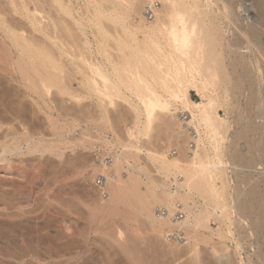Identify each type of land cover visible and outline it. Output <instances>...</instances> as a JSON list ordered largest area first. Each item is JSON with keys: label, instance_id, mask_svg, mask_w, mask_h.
<instances>
[{"label": "rangeland", "instance_id": "rangeland-1", "mask_svg": "<svg viewBox=\"0 0 264 264\" xmlns=\"http://www.w3.org/2000/svg\"><path fill=\"white\" fill-rule=\"evenodd\" d=\"M62 1L64 4H61L67 7L68 11L55 0H0V116H4L0 117V146L19 144L20 148H23L19 154L12 153L5 161L4 159L3 162L0 161V264H242V258L247 264H262L255 260L254 248L251 249L250 241L247 240L245 234L242 235L246 238L245 240L243 237H237L243 234L242 229H239L242 225L234 226L237 224L235 220L237 217L233 215L235 214L233 210L229 211L231 212L229 220L232 219L229 224L230 226L233 224L231 228L234 234H237L236 236L227 234L229 230L224 225L226 233L224 238L217 235L214 237L210 231H206L207 235H211L212 241L201 242L198 248L193 249L188 245L185 237L182 241L169 242L166 240L165 233L169 231V228H165L162 234L156 231L147 218L139 213L140 209L137 208L138 205L132 197L129 199L133 200L128 199V203L126 202L129 206L125 203L126 205L117 207L120 209L122 207L121 210L116 209L117 213L115 209L113 212L112 208L105 207L111 188L108 187L110 184H107V194L102 195L94 185L96 176L101 174L94 172V168L97 167V170L100 168L98 167L100 163L95 159L96 152L104 153L111 150L117 153L119 146H129L121 150L128 153L126 158L137 167L136 173L142 182H148L150 177L153 178L155 184L166 181L170 183L171 190L175 191L177 185L174 183L173 175L167 179L159 171V163L157 160L155 162L152 156L157 154L168 159L178 157L179 160L185 161L186 156H190L194 149L195 140L193 139L196 130L189 128L185 123L187 113L184 111L182 102L177 103L174 98H170L171 93L166 94V91L161 90V86L157 87L160 92L164 96L166 94L167 100L170 98L173 101L174 105L170 103L169 107L172 106L170 109L176 105L178 111L174 110L175 113L169 114L167 108L161 110L149 131L140 134L138 128L144 122V117L137 113L139 112L138 107L142 110V100L139 101L140 98L133 88L122 85L120 95L117 92L111 99L106 96L102 97L100 89L103 87L100 85H103L101 82L103 78L98 74L99 70L95 64L101 62L100 64L105 63L110 67L113 61H123V58H118L119 54H123L121 56L124 57L140 51V54L144 55L142 51L146 48L145 38L132 26L139 23L140 18L138 16L128 17L125 21L114 19L117 14L113 8L122 6L120 5L122 3L128 4L130 0ZM140 1H144L140 3L144 14V6L149 0ZM157 1L159 5L162 4L161 0ZM220 1L217 0V3L219 2L218 5L221 7H224L222 4L226 3L230 6L234 5L233 8L234 10L237 8L236 13L238 14L241 5L248 7L247 13L240 11V14H243L241 18L249 15L251 19L263 22L258 26H262V31L264 30L263 12L259 11L256 1ZM214 7L217 9L216 6ZM231 8L230 10L234 12ZM146 20L149 21V19ZM243 20L242 22H245ZM235 31V35H238H234L236 39L234 36L231 37L233 44L237 49L242 46L244 52L247 49L246 44L241 43L245 40L239 36L241 34L238 30ZM238 36L242 41L238 39ZM261 36L264 39V34ZM236 41L241 42H239L240 45L237 42L239 47L235 45ZM236 53L238 54V51ZM236 53L233 57L236 60L240 59L236 58L240 57V52V55ZM254 54L256 55H251L252 58L260 55L257 52ZM55 58L60 63L56 62ZM53 60L56 66L59 67L61 64L60 67L64 68L59 67L60 71H52ZM142 70L139 71V76L142 77L137 76L136 79L147 77L146 71ZM105 72L109 73V76L112 75L110 78L115 76L114 79L111 78L113 81L117 80L113 71V73ZM231 72L233 73H231V78L234 77L227 87V92L223 91V86H209V90L206 91L207 95H216L218 98V116L221 118L228 116L229 119H227L230 120V126L224 133L225 140L219 141L220 136L215 137V132L212 130L205 134L209 126L200 121L199 117L196 118L202 138L205 142L207 141L209 160L215 163L214 168L219 169L216 167L218 163L227 165L224 167V172L226 171L228 175V177L225 175V178H227L229 187L226 184L225 189L228 193L224 194L230 198H228L230 201L225 195L224 200L227 199L228 204H233L236 197L234 194L238 188L235 190L234 185L239 187L240 184L239 192H241L246 188L247 181H258L257 179L261 181L264 178V173L253 170L256 169L261 159L264 161V157L259 159V156H262V149L264 150V101L262 102L260 98L252 102L253 104L247 101L250 88L254 89L248 85L252 84V80L245 81V85L243 83L244 87L247 86L245 87L247 92L242 90V85L237 87L241 88L240 90H236L237 88L233 86L238 81L241 71ZM262 74L264 76V71L260 75L264 80ZM54 75L60 79V83L64 84L63 89L69 90L68 94L61 93L63 91L61 84L58 85L59 87L54 84L50 87V91H45L42 79ZM87 78L88 81H86ZM186 78L189 82L181 85V90L184 93L186 91L193 101L200 102V94L194 87L198 78L191 75ZM253 80L255 81V77ZM263 83L264 81L262 86ZM92 84L93 88L90 87ZM127 87L130 89L128 90ZM257 89L260 93V86ZM98 93L101 95H97ZM232 94H237V96ZM170 99L168 101L172 102ZM135 108L138 110L136 111ZM192 110L197 112L196 108L192 107ZM58 123L65 126L67 124L71 131L63 134L65 130L61 128L65 126L59 128L61 125ZM131 129H137L135 136H131ZM29 141L31 144H28ZM218 141L221 142L219 149L215 146ZM34 142V148L37 143H40L35 151ZM48 146H51L50 148L53 146V149L48 150ZM54 149L57 152L53 151ZM238 154L242 156L243 161L240 160L241 157L238 159ZM232 157H236L237 160L235 161L236 158ZM232 159L235 162H229ZM244 160L247 165L251 164L252 171L249 168L245 170ZM229 163L234 164V167L241 164L238 167L242 169L240 168L239 172L235 168L231 172L232 167L230 168ZM128 169V164L125 162L121 171L123 176H126L128 171H132ZM237 171L239 173L245 171L244 174L248 172L251 175L255 172L253 176L256 177L252 176L253 180H249L241 173L238 177L236 175L237 180L234 176L238 173ZM229 175H231L230 178ZM240 176L245 180L239 179ZM220 180L222 179L218 178L217 181L216 178L214 182L221 187L222 181ZM236 182L238 184H235ZM251 182H249L250 185ZM238 193L236 195H239ZM237 222L239 223V220ZM210 224L215 229L218 227V221L211 220ZM235 227L237 228L234 230ZM10 232L13 235V242L10 239L12 236L8 235ZM16 233H19L18 236ZM254 240V238L251 239V244L256 247L258 244L256 245ZM240 241L245 245L243 248L237 247ZM244 241L249 243L251 247L249 250L247 242L244 243ZM261 244H263L262 248ZM259 246L264 251V240ZM252 251L253 254H251ZM248 252L250 257H248Z\"/></svg>", "mask_w": 264, "mask_h": 264}, {"label": "bare ground", "instance_id": "bare-ground-1", "mask_svg": "<svg viewBox=\"0 0 264 264\" xmlns=\"http://www.w3.org/2000/svg\"><path fill=\"white\" fill-rule=\"evenodd\" d=\"M56 1L59 2L58 4H61V3L64 4V2L62 0H55V2ZM230 1H232V0H230ZM230 1H229V3H230ZM254 1H256L255 3L257 4L259 11L261 10L260 12L261 13L263 12L262 15L264 16V2L262 0H254ZM143 2H141L140 0H130V2L128 4L122 3V4H120L122 6H118V7L115 6L113 8L114 9L113 11H115V13L117 14L116 16L114 14L115 20L120 19L122 21H125L128 17L131 18V17H135V16H138L140 18V22L138 21L139 23L133 24L132 26L139 33L143 34V37L145 38L144 41L146 42L145 43L146 48L143 49V51H142V53L144 55L140 54L141 53L140 51L138 53L137 52L132 53L131 55H125L124 57L121 56L123 54H121V55L119 54L118 58H120V57L123 58V61L121 59H119V61L121 60L120 62H114L113 61L112 63H110L111 64L110 67H109V65H107L105 63L100 64L101 62L95 64L99 70V71H97L98 74H100L103 78V81H101V82H103V85H100L103 87L102 89H100L102 97L106 96V97H109L111 99V97L114 96L115 93H117V92H119L118 95H120L122 92V89H121L122 85H126V86H129L130 88L134 89V92L140 98L139 101L142 100V102H141L142 103V105H141L142 110H140V107H138V105H137V107L139 109V112L137 114L138 115L140 114L141 116L143 115V117H144L143 121L144 122L138 128L139 132L137 131V129L136 130L133 129L135 131H133L132 129L130 130L131 136H135L136 131L139 134L142 132L143 133L148 132L152 123L154 122V120L156 119V117L158 116V114L161 110L167 108L170 112L169 114H173V112L175 113L176 111H174V110L178 111V107L176 105L173 106V109H170L172 107V106L169 107L170 103L173 104V101L170 99L171 97L174 98L177 103L179 101L182 102L184 111H186V113H187V116L184 119L185 123L188 125L189 128H192V129L194 128L196 130V133H194L195 135H194V139H193V140H195V146L193 145L194 149L192 150V153L190 156H186L187 158L185 157L186 158L185 161L179 160L178 157L175 159H168V158H165V157L157 155V154L152 156L154 161L155 162L158 161L157 163H159V165H158L159 171L161 173H163L167 179H169V176L173 175L174 183L177 185V188L175 191L171 190L170 185H169L170 183H167L166 181L161 182L159 184H155L153 178L150 177L148 179V182H146V183L144 181L142 182V180L140 179V176H138V174L136 173L137 167L132 165L129 162V160L126 158L128 153L121 150L122 148H126L129 146H126V145L125 146L121 145L122 147L119 146L118 147L119 151H117V153L115 152L116 154H114L115 156H114V159H113L111 164L106 165V166H103V165L98 166L97 165L98 167H100V168H98L99 171L96 169L97 167L94 168V172H100V173L104 174L108 179L107 184H110V186L107 185L109 188H111V190H110L111 192L109 191L110 196L107 199L108 202L106 203L105 207L106 208L108 207L110 209L112 208L111 210L115 209V211L117 213L116 209H120L117 207L119 205H124L126 202L128 203L129 197H132V198H134L135 204L138 205L137 208L140 209L139 210L140 212L139 211L138 212L141 213V215L143 214L147 218V220L150 222V225L156 231L161 233L162 231L165 230V228H169L168 230H171V229L177 227V228L183 230L185 240H187L188 245L193 249L198 248V246L201 242L212 241L211 235L212 236L217 235L220 238L221 237L224 238L226 235L224 228H223L224 225H226V229L228 228V230H229L227 234L230 233L231 235H233L234 232L232 231V228H231V226L233 224H231V226L229 224V222L232 221V219H231V221L229 220L230 219L229 218L230 213H231V212L229 213V211L233 210L235 212V214H233V215H235V217H237V218H235L237 224H235V220H233L234 221L233 223L235 224L234 226L242 225L241 227H239V226L238 227H239V229H242L241 232L243 234H241V236L239 234V236H237V237L242 238L243 237L242 235L245 234V237L247 238L248 241H250V246L252 248L249 247V243L247 241H246L247 243L244 241V243H246V245H248V247L247 246L246 247L248 248V250H249V248H251V249L254 248V254H253V251L251 252V254H253V256H255V258H256L255 260H257V262L259 261L260 263L263 264V262H264V251H262L260 249L259 244L264 240L263 239L264 238V224H263V222H264V178H262L261 181L259 179H257L258 181H253V182L249 181L252 183L251 185L246 180L248 184H247V186L245 185L246 188L243 187L244 190L243 189L241 190L242 193L239 192V190L241 189V187H240L241 185L239 184V187H235V185L233 184L235 190H236V188H238L237 190L239 193L237 192V190L236 191L234 190L235 191L234 196H236L234 198V203L228 204V202L230 201L229 200L230 198L227 195H225L228 193L225 189L227 187L226 184L228 181H226L227 178H225V175H227L226 171L224 172V169H225L224 167H226L227 165L218 163V164H216V167H219V169L214 168L215 163L213 164L212 161L209 160L210 158H209V154H208V150H207V146H206L207 141L205 142L204 139L202 138L200 129L197 125L199 123L196 124V118L199 117L200 121L207 123V125L209 126V127H207V125L205 126V127H207V130H208L207 133L205 131V134H208L209 132L213 131V132H215V137L217 135L220 136L219 141L225 140V136H224L225 134L224 133L227 132L226 129L230 126V120H228L229 119L228 116L226 118L225 117L221 118L218 116V113H217V108L219 106L218 98L216 97V95L215 96L212 94L207 95L206 91L209 90L208 89L209 86H211V87H213V86H216V87L221 86L222 87L223 86V91L227 92V89H228L227 87H228L230 81L233 80L232 78L234 77L233 76L231 78V76H232L231 71H241L240 73L238 72L239 73L238 81H236V83L234 84L235 86H233L235 88L240 87L241 85L243 86V83L247 80H248L247 82H250L249 79L252 80V84L249 83L248 85H251V87L254 89L252 90L250 88V92L247 95V99H248L247 101L252 103V102L258 100L259 98L262 102L264 101V83L262 86V82L264 80L260 76L261 72L263 73V71H264V67H263L264 66V64H263L264 63V39L261 36V34L262 35L264 34L263 33L264 30L262 31V26L261 27L258 26V25H261V23H263V22L260 23V21H258L257 19H251L249 17V15L246 16L245 18H243L244 16L241 18V16L243 14L241 15L240 11H245V13H247V11L249 10L248 7L245 8V7H243V5H241L240 10H239V14H238V13H236L237 8L235 10L233 8L234 5L230 6L228 3H226V4L224 3L225 5L222 4V6H224V7H221L218 5L219 2L217 3V0H161L162 4H160L158 6V8H157L158 10H157L155 18L147 21L146 20L147 18L145 17L143 12L141 11L143 8L140 6V3H143ZM220 2H222V1H220ZM61 6H63V5L61 4ZM214 6H216L217 9H214L215 8ZM230 7H232L231 9H233L234 12L232 10H230ZM64 8L68 11L67 7H64ZM65 9H63V10H65ZM68 13L70 14V11ZM100 15H102V14H100ZM109 17H111V16H109ZM242 19H244L245 22H242ZM263 19H264V17H263ZM145 21H147L148 23ZM57 30H56V32H57ZM125 30H126V28H125ZM235 30H238L239 34H241L239 36H242V39L245 40L242 43L239 41L241 44H244V42L246 44L247 49L244 52L242 50L243 47L242 46H241L242 48L239 47L240 44L238 41L235 42V45L238 42L239 45L238 44L237 45H238L239 49H237V47L234 46V44H233V40L231 37L235 35V32H236ZM57 34H59V33H57ZM237 35L238 34H236L235 36H237ZM235 36H234V39H236ZM239 36H238V39H239ZM242 39H241V41H242ZM85 44L87 45V43H85ZM236 51H238V54H239V52L241 54V55L239 54L240 57H236V58H240L237 60L235 59V57H233L235 55ZM69 52H71V51H69ZM255 52H257L258 54L260 53V55H258L256 58L255 57L252 58V56L256 55V54H254ZM55 54H56V51H55ZM238 54L236 53V55H238ZM248 54H250V56ZM55 57H56V55H55ZM47 58H49V57H47ZM57 58H58V56H57ZM57 58H55V61L59 62V60H56ZM107 60H108V57H107ZM114 60H115V58H114ZM94 62H92V63H94ZM52 63H54V64H52ZM52 63H51L53 66L52 71H56V70L60 71L62 68H64V67H60L61 64H59V67L61 69L58 66H56V63L54 62V60ZM62 63H63V61H62ZM57 65H58V63H57ZM26 67H28V66H26ZM35 67H36V65H35ZM20 68L21 67H19V69ZM141 69L146 71L145 73H147L146 74L147 77L136 79L138 77H142V76H139L140 75L139 71ZM50 70H51V68H50ZM94 71H96V70H94ZM105 71H111V72L113 71L115 73V75L117 76L116 77L117 80L115 79L113 81L112 79H114L113 77H115V76L111 77L112 78L111 79L110 76H112V75L109 76L108 75L109 73H107ZM142 71H141V73H142ZM41 73H43V72L41 71ZM54 74H56V73H54ZM234 74H235V72H234ZM45 75H47V74H45ZM190 75L193 77L195 76V78H198V82L194 85V87L196 88V90H198L200 97H201V101L198 103L193 101L192 99H190L187 95V92L185 91V93H184V91L181 90V88H180L181 85H183L186 82H189L188 81L189 79L187 80L186 77L190 76ZM236 75H237V73H236ZM262 76H263V74H262ZM254 77H255V81L253 80ZM44 78L42 79L43 82L42 81L41 82H42V86L44 85V87L46 88L45 91H50V87H52L54 84H55V86H58L61 84L62 85L61 88L63 90V91H61V93L64 92L65 94H68L67 91H69V90L66 91V89L65 90L63 89V88H65V86H63L64 84L62 82L60 83V79L56 75L46 76V78L45 79ZM129 78H130V80H128ZM86 81H88V78ZM98 81H99V79H98ZM253 81H254V83H253ZM88 83L90 84L91 82H88ZM244 85H245V83H244ZM92 86H93V84L90 87H92ZM158 86H161L162 87L161 90L166 91L165 92L166 94H167V92L171 93V96H169L170 97L169 99L172 102H169L168 101L169 99L167 100L165 98L166 94L164 96V94L162 92H160V90L158 89L159 88ZM259 86H260V93L257 92V91H259V89H257V87H259ZM243 87H241L242 90L246 91L247 86H245L246 88L244 87L245 89ZM262 87H263V89H262ZM130 88H128V90ZM241 88H237L236 90H238V89L240 90ZM248 88H249V86H248ZM69 89H71V88H69ZM216 89H218V88H216ZM59 90H61V89H59ZM255 90H256V92H255ZM243 91H242V93H243ZM99 94L100 93H98L97 95H99ZM239 94H240V92H239ZM232 95L237 96V94H232ZM224 96H225V93H224ZM104 99H107V98H104ZM127 99H128V97H127ZM261 101H259V102H261ZM192 107L197 109L198 114H197V112L195 113L192 110ZM251 108H252V106H251ZM251 108H250V110H251ZM138 109H136V111ZM1 116H3V115H1ZM172 117H174V116H172ZM140 118H142V117H140ZM50 120H51V118H50ZM61 124H59V125H61ZM62 126H65V125H61L59 128H61ZM59 128H58V130H59ZM208 128H210V129H208ZM56 129H57V127H56ZM61 129L63 131L64 130L66 131V132L64 131L63 134L71 131V128L69 126H67V124L65 127H62ZM61 129L59 131H62ZM250 129H252V128H250ZM58 130H57V134H59ZM244 136L246 137V135H244ZM244 136H242V137H244ZM247 136H248V134H247ZM64 138H66V137L64 136ZM248 138L249 137H247V139ZM61 139L63 140V138H61ZM208 140H209V138H208ZM32 141H34V140H32ZM219 141H218V144L215 143L216 144L215 146L217 149H219L220 144H221V142H219ZM62 143H63V141L61 142V144ZM213 143H214V140H213ZM28 144H31V142ZM38 144H40V143H37L36 148H34V146H35V142H34V144H33L34 151L37 149ZM0 145H1V143H0ZM52 145H54V144L52 143ZM20 146H19V144H15V145L12 144L11 146H10V144H6V145L0 146L2 149V151L0 152V161L3 162V159L5 161V159H7L8 156L11 155L12 153L19 154L20 150L23 151V148L21 149ZM55 146H54V148L57 150V148ZM57 146H58V144H57ZM48 147L50 148L51 146H48ZM49 148H47V149L52 150L53 146H52V148H50V149ZM55 149L53 151H56ZM31 150L33 151V149H31ZM38 150H39V148H38ZM263 151L264 150L262 149V151H261L262 156L260 155L261 153H259V155H260L259 159H261L260 157H264ZM239 152H240V150H239ZM235 154H236V152H235ZM238 157H239L238 159H240V157H241L240 160L243 161L242 156H240L238 154ZM235 158L236 157H234L233 159H235ZM243 158H244V156H243ZM253 158H255V156ZM233 159H232V161H229V162H235L237 160V158L235 159V161ZM245 161L246 160H244V164H245L244 166L245 167L244 166H242V167H244L245 170H247L246 168L250 169L251 164L247 165V163H245ZM125 162L128 164V168L131 169L132 171H130V172L128 171V174H126V176H123L121 171L125 165ZM224 163H226V162H224ZM229 164H231V166L229 165L230 168L232 167L231 172H233L232 170L235 168H236V170H238L240 172L241 167H238V166L241 164H239L238 166H235V167H234V164H232V163H229ZM242 165H243V163H242ZM212 167H213V169H212ZM230 168H228V169H230ZM253 170L254 171L256 170L257 172L260 171V172L264 173V161H263V159H261L259 161L258 166L256 167V169H253ZM251 171L248 170L249 173H251ZM239 172L237 174H235L234 176L236 177V175H237V177H238L239 176L238 174H241L243 171L241 173H239ZM248 172H246V174H244L245 173V171H244V173H242V174L247 176V178H249V180H253V178L256 177V176L255 177L253 176L255 172L252 173L253 175L249 174ZM234 173H236V171H234ZM244 175H241V176H244ZM230 176L231 175H229V178H230ZM241 176L239 179H242V181H244L245 179H243V178L245 176L243 178H241ZM252 176H253V178H252ZM226 177H228V175ZM250 177L252 179H250ZM216 178H217V181H218V178L222 179V180H220V182L222 181L221 187L218 186V184H216L214 182L216 180ZM229 180L231 181V179H229ZM237 180H238V178H237ZM145 181H147V180H145ZM237 182L235 184H238ZM244 183L246 184V182H244ZM228 187H229V185H228ZM234 191H233V193H234ZM237 193L239 195H236ZM224 195L227 197V199L229 198L228 202L226 201L227 200L226 197H225L226 200H224ZM131 200H133V199H131ZM177 203H179L181 205V210L185 213V217L180 221H174L172 219V215L174 214V211L177 207ZM158 207L168 208L169 214L164 215V216H158L156 214V209ZM121 209H122V207H121ZM106 211H108V210H106ZM113 212H114V210H113ZM233 215L231 214V216H233ZM237 219L239 220L240 224L237 222L238 221ZM211 220H215L216 222L218 221V224H217L218 227L216 229L211 226V224H210ZM227 220H229V221L227 222ZM236 228L237 227H235L234 230ZM8 230H10V229H8ZM206 231H210L211 235L210 234L207 235L205 233ZM12 232H10V234H8L9 233L8 232L7 234L12 236V238H10V239H12V242H13V235H11ZM15 232H16V230H15ZM238 233H240V232H238ZM16 234H15V236H16ZM18 234H17V236H18ZM10 236H6V237H10ZM245 237H243V239ZM21 238H22V235H21ZM253 238L255 239L254 242L256 243V245L258 244L257 246H259V247H257V246L254 247V245L251 244V239H253ZM14 240L16 241L17 239L14 237ZM16 242H14V243H16ZM235 242H237L236 239H235ZM25 243H27V242H25ZM217 243H215V244L217 245ZM252 243H253V240H252ZM26 246H28V245H26ZM243 246H245V245L242 243V241L238 242V244H237L238 248H240V247L243 248ZM262 246H263V244H261V248H262ZM22 250H24V249H22ZM25 252H26V250H25ZM249 254L250 253L248 252V257H250ZM11 255H13V254H11ZM11 257H13V256H11ZM17 258H19V256H17ZM255 260H253V262ZM241 263L247 264L243 258L241 260ZM250 263H251V261H250Z\"/></svg>", "mask_w": 264, "mask_h": 264}, {"label": "built area", "instance_id": "built-area-1", "mask_svg": "<svg viewBox=\"0 0 264 264\" xmlns=\"http://www.w3.org/2000/svg\"><path fill=\"white\" fill-rule=\"evenodd\" d=\"M159 2L157 0H149L144 6V15L147 19H154L157 13ZM115 152L108 150L104 153L96 152L95 159L100 165L106 166L112 163L114 159ZM95 187L101 192L102 195L107 194V178L104 174H99L96 176L94 181ZM156 214L158 216H164L169 214V209L166 207H158L156 209ZM185 217V213L181 210V205L177 203V207L172 215L174 221H180ZM165 238L169 242L182 241L184 240V232L179 228H173L165 233Z\"/></svg>", "mask_w": 264, "mask_h": 264}]
</instances>
